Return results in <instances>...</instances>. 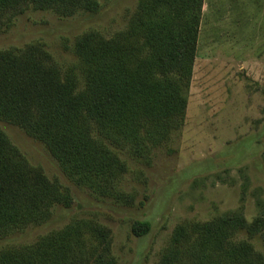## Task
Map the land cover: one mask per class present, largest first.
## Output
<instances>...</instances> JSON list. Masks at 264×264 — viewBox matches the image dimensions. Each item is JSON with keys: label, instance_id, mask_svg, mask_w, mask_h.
Returning <instances> with one entry per match:
<instances>
[{"label": "trees", "instance_id": "trees-1", "mask_svg": "<svg viewBox=\"0 0 264 264\" xmlns=\"http://www.w3.org/2000/svg\"><path fill=\"white\" fill-rule=\"evenodd\" d=\"M103 0H0V34L29 9L62 17L98 12ZM204 0H138L127 27L80 35V65L63 70L43 43L0 50V120L45 145L63 174L102 196L185 125ZM82 75L83 83L80 82ZM74 205L71 190L34 165L0 129V241ZM133 234L151 224L136 222ZM242 232L247 239L235 242ZM264 213L241 212L174 229L159 264H264ZM111 230L74 220L32 244L0 248V264H117Z\"/></svg>", "mask_w": 264, "mask_h": 264}, {"label": "rangeland", "instance_id": "rangeland-1", "mask_svg": "<svg viewBox=\"0 0 264 264\" xmlns=\"http://www.w3.org/2000/svg\"><path fill=\"white\" fill-rule=\"evenodd\" d=\"M137 2L103 0L98 12L73 17L29 9L0 34V50L40 42L63 70L77 68L76 39L90 30L108 38L124 30ZM0 129L74 197L70 209L55 207L49 222L11 233L0 248L92 220L111 230L117 264H159L179 224L235 212L251 222L264 213V0H204L185 125L147 158L124 155L129 171L112 195L69 180L45 145L21 128L0 120ZM145 221L151 231L135 236L133 226ZM244 239L242 232L234 241ZM251 242L264 253L260 237Z\"/></svg>", "mask_w": 264, "mask_h": 264}]
</instances>
